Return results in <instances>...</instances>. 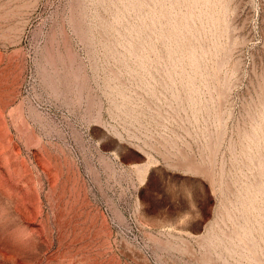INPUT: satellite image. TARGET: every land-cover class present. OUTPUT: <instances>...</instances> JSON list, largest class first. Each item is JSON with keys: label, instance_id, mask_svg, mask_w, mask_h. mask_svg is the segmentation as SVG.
I'll return each mask as SVG.
<instances>
[{"label": "rangeland", "instance_id": "1", "mask_svg": "<svg viewBox=\"0 0 264 264\" xmlns=\"http://www.w3.org/2000/svg\"><path fill=\"white\" fill-rule=\"evenodd\" d=\"M99 1L0 0V264H252L218 238L248 216L264 250V216L260 228L237 191L257 174L241 141L264 102V0H211L215 24L180 0L205 29L172 48L150 39L183 57L178 73L157 54L145 72L118 59L140 16L102 30L123 5Z\"/></svg>", "mask_w": 264, "mask_h": 264}, {"label": "bare ground", "instance_id": "2", "mask_svg": "<svg viewBox=\"0 0 264 264\" xmlns=\"http://www.w3.org/2000/svg\"><path fill=\"white\" fill-rule=\"evenodd\" d=\"M183 1H185L187 3V5L192 8V10L196 9V8H199L198 9V13L196 15L197 17L201 18L202 15H207L209 20H211L212 24L216 23L217 19L215 18L214 14H213V8H215V4L211 0H183ZM201 1L203 2V4H205V6H200V4H201L200 2ZM99 2L101 3L102 1L100 0ZM104 2L105 1H103L102 3H104ZM179 3H180V0H110V4L108 3L109 5L113 4L112 6H115V7H118L119 6L118 4H120V6L123 5L122 6L123 10H122V12L119 11L120 13H118V12L114 13L113 12V14H115L114 15L115 17L112 15L113 18L111 20L113 21V19H114V21L113 22L109 21V22H112L109 25H108V22H107V25H108L107 27L103 26V21L100 20L101 24H102V26L100 25L101 29H102V27L112 28V29L114 28L117 31L118 27L116 28L115 25H119L118 23L124 22L125 18H126L125 15H127L126 13H128V12L130 13V11H132V12L136 11L135 16H136V14H139L138 16H140V19L138 21H140V23L136 24V25L135 24L129 25L128 24L129 22H127V26L125 25L126 26L125 27L126 28L125 32H121V34L117 33L120 36L122 35V33H123V35L121 37H119L116 34L119 37V39L117 40V44H119L121 42H124L123 44L121 43V45L125 46V52H124V49H123V53L121 52L120 56L118 55L120 51L118 52V49H116V47H115L116 50H114V48L112 49L113 45H111V44H114V42L116 40L114 42L111 40L113 43L108 41L107 42V43H109L108 47L110 49L116 51V53L118 52L117 53L118 59H121L123 61L125 59H129L128 57H132V58L136 57L134 60H136L135 61V62H137L136 64H138V66H140V67H138V70L140 68V69H143L144 72H145L151 67L152 63L148 62V60H150L149 57H150V53H151L152 55L153 54H157L158 55L157 56V60L158 61L156 62V64H154L155 66L160 61L167 62V60H171L170 64H172L173 60H175L176 61L175 64L173 63V66H175V67H173V68H175V72L177 71V73H178L179 70H180L179 72H183L184 71L183 57H180L179 55L175 56L174 55L175 51H174V54H173L172 51H170V50H168L170 52H168L167 54L163 55V53H161V51L160 52L157 51L158 47L156 48V46L153 45L152 44L153 42L150 40L152 37L155 36L157 38V40H155V41L159 40L160 44H163V45H165L164 47L169 48V47H171L170 41L174 39L173 38L174 36H176L175 37L176 40H173V41L178 42L180 44L183 41L186 42V39H188V37L190 35L195 36L196 39L198 38L197 34H199L203 29H205V25H202V27L200 29L198 28L199 30H195L196 27L193 28L192 19H191L192 16L190 14H184V13L183 14H180V13L177 14V12L175 11V8H177V5L179 6ZM116 5H118V6H116ZM104 7H105V5H104ZM110 7L111 6H109V8ZM109 8H108V10H109ZM115 9L116 10H120L119 7H118V9L117 8H115ZM110 10H111V8H110ZM112 11H114L113 7H112L111 12ZM226 12H227V10L225 11L224 15H226ZM132 14H134V13H132ZM138 16L136 18H138ZM99 18L101 19L102 17L99 16ZM128 18L129 17H127L126 19H128ZM194 18H193V20H194ZM219 18L221 19V17H219ZM127 21H130V20L128 19ZM124 24L122 23L121 26H123ZM227 26H228V24H227ZM227 26H225V29H227ZM120 28H122V27H120ZM102 30L100 32H102ZM114 31L115 30H113V34H112L113 37L115 35ZM117 32H119V31H117ZM109 35L111 36V33ZM112 36H111V38H112ZM109 38L110 37H108V39ZM115 38H116V36H115ZM175 44H177V43H175ZM180 44H178V45H180ZM121 45L119 47L123 48V46H121ZM104 46H105V49H106L105 43H104ZM180 46H182V45H180ZM109 48H107V49L110 50ZM200 48H195L194 47L191 51L188 52L189 55H188L187 59L189 60V62L191 63V65L194 68L193 69L194 71H192V73H195V74L196 73L199 74V73L202 72V70H201V61H202V58L205 56V54L208 52V50L204 46L200 47ZM108 50H106V51H108ZM138 50H140V52ZM164 50L166 51V49H164ZM114 51L113 52L110 51L111 53H113V56L116 54V53H114ZM111 53L109 54V51H108L109 55H111ZM154 56H156V55H154ZM121 60H118V61H121ZM123 63H125V62H123ZM126 65L128 66L129 63L126 64ZM129 66L127 68H129ZM161 67H164V66H161ZM166 67H167V65H166ZM166 67L164 69V70H166L165 72L161 68L163 73H165V76H166L164 81L162 80V85L164 84L165 87H166V85H168L169 82L173 83V85H174V82H172V81H174L173 72L171 70H168V68L166 69ZM153 69H154V67H153ZM135 70H132V71L135 72ZM143 70H142V72L141 71L140 72L143 73ZM157 70L158 69H156V72H158ZM132 71H131V73L130 72L129 73L132 74ZM137 73H138V71H137ZM152 73H149V71H148V74L152 75V78H153L154 74H152ZM115 74H118V73L115 72ZM120 74H122V73H120ZM140 74H138L139 77H140ZM159 74L160 73H158V76H159ZM160 76H162V75H160ZM154 77H156V76H154ZM152 78H150V79H152ZM194 78H189V80H185L189 84L188 93L187 94H188L189 98L192 100L193 103L195 102L196 93L198 91V88H197V85H196V80H195L196 78L195 79ZM161 79H162V77H161ZM152 81L154 82V80H152ZM159 81H160V79H159ZM185 81H184V83H185ZM143 82L141 81V84ZM144 84H145V87H148L149 90L154 88L152 86L153 84H151L150 82H147V83L144 82ZM162 85H160V86H162ZM170 88L172 89V87H170ZM153 90H152V92H153ZM175 91H176V88H175ZM177 98H178V95H177ZM260 102H261L260 104L262 105V108L259 110V113L257 115L255 114L256 117H255V115H254V117H252V120H254L253 121L254 123L251 124V129L248 130V132L247 131L245 132L246 133L245 137H243V139L241 141L242 144H244L243 145L244 150L243 151L241 150L243 152V154H244L243 156H244V158H247V160L249 161L248 165L250 167H252V170L255 169L257 174L253 175V177L254 176H256V177L254 179L252 177L251 181L250 180L249 181H244L245 183L243 185H245V186H242V188L240 190H237V191L239 192L238 197H243L242 207H244L248 211L251 210V211H253L255 213L256 221H257L259 227L262 228L263 225H262L259 217H263L264 216V179H262V176H264V154L261 153V151H263V149H264V144H263L264 134H262V132L264 131V124H263V122H264V102H262V101H260ZM218 139L216 141H219ZM220 140H222V139L220 138ZM217 144H220V143L217 142L215 144V146ZM216 147H218V145ZM216 147H215V150L217 149ZM232 147H233V145H232ZM254 152H257V153H254ZM213 160L214 159H212V162H213ZM193 163L195 164L196 162H193ZM213 166H215V165L212 164V166H211L212 170L214 171ZM249 166H247L248 169H249ZM252 170H251V173L254 172V171L252 172ZM213 171H211V173ZM211 175H214V174H211ZM245 178H247V177L244 176V179ZM248 178H249V176H248ZM241 180H242V178H241ZM234 183H236V180H235ZM238 185H236V186H238ZM235 189H236V187H235ZM233 193L231 194L232 196H234ZM235 199H236V197H235ZM232 201L233 200H231V203H233ZM235 202H236V200H235ZM229 205H230V203H229ZM225 206L227 208V205H225ZM232 206H234V204ZM242 207L240 206V204H236L235 203V207L233 209L236 210V208H237V211H239L240 209H243ZM227 210H228V208H227ZM227 210H225V211H227ZM227 214H228L229 218H231L233 220V216L234 215L232 213V210L227 212ZM237 214H238V212H237ZM247 215L248 214H246V216ZM225 218H226V216H225ZM240 220H244V221L239 222L235 226H233L229 233H225L224 237H219L218 238L219 244L221 246H223L231 255H238L240 258H243V259L249 261L252 264H264V250L262 251V250L258 249L259 248L258 241L256 240V238L253 235V227H250L251 226V222L249 224L248 216H247V218L246 217H245V219L241 218ZM213 240H215V239L213 238Z\"/></svg>", "mask_w": 264, "mask_h": 264}]
</instances>
